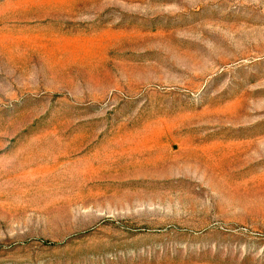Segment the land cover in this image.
<instances>
[{"label":"rangeland","instance_id":"rangeland-1","mask_svg":"<svg viewBox=\"0 0 264 264\" xmlns=\"http://www.w3.org/2000/svg\"><path fill=\"white\" fill-rule=\"evenodd\" d=\"M0 264H264V0H0Z\"/></svg>","mask_w":264,"mask_h":264}]
</instances>
